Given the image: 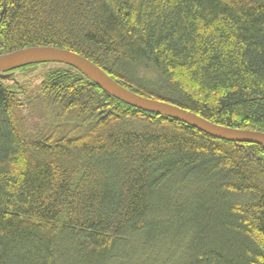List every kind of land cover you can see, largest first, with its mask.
Instances as JSON below:
<instances>
[{
    "label": "trees",
    "instance_id": "obj_1",
    "mask_svg": "<svg viewBox=\"0 0 264 264\" xmlns=\"http://www.w3.org/2000/svg\"><path fill=\"white\" fill-rule=\"evenodd\" d=\"M264 133V0H0V55ZM41 65V64H40ZM0 79V264H264V148L131 107L78 70Z\"/></svg>",
    "mask_w": 264,
    "mask_h": 264
},
{
    "label": "water",
    "instance_id": "obj_2",
    "mask_svg": "<svg viewBox=\"0 0 264 264\" xmlns=\"http://www.w3.org/2000/svg\"><path fill=\"white\" fill-rule=\"evenodd\" d=\"M51 63L78 70L110 96L136 109L181 121L219 140L257 144L264 148L263 132L225 127L174 104L139 95L120 85L92 61L70 50L33 47L0 55V79L12 81L15 80V70Z\"/></svg>",
    "mask_w": 264,
    "mask_h": 264
},
{
    "label": "rangeland",
    "instance_id": "obj_3",
    "mask_svg": "<svg viewBox=\"0 0 264 264\" xmlns=\"http://www.w3.org/2000/svg\"><path fill=\"white\" fill-rule=\"evenodd\" d=\"M53 66L51 64H41L40 66L33 68V69H27V71L24 72V75L20 77L21 82H27L29 80H36L37 78L44 75L48 69H51Z\"/></svg>",
    "mask_w": 264,
    "mask_h": 264
}]
</instances>
